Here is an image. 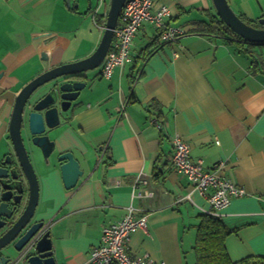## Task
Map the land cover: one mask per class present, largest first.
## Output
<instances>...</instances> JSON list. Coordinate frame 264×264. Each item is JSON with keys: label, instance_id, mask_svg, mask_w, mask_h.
Returning <instances> with one entry per match:
<instances>
[{"label": "crops", "instance_id": "obj_1", "mask_svg": "<svg viewBox=\"0 0 264 264\" xmlns=\"http://www.w3.org/2000/svg\"><path fill=\"white\" fill-rule=\"evenodd\" d=\"M73 1L69 7V0H0V165L14 154L10 123L22 88L49 68L90 56L101 42L110 3L102 11L103 0ZM228 1L238 15L264 17V0ZM156 2L171 9L167 26L185 33L162 42L163 29L146 22L131 62L110 78L101 66L88 71L81 104L50 132L56 149L49 163L35 162L36 220L49 223L57 264H90L104 227L119 222L131 204L149 214L148 227L132 234V256L197 264L194 245L204 213L236 230L226 239L232 260L264 256V74L253 73L247 53L264 59V43L227 40L203 28V11L215 10L213 0ZM46 44L48 60L42 56ZM176 135L189 143L192 160L206 169L223 162L218 174L248 194L214 209L174 167ZM67 151L84 171L72 189L56 160ZM139 173L154 197L133 199ZM2 192L0 184V199Z\"/></svg>", "mask_w": 264, "mask_h": 264}, {"label": "water", "instance_id": "obj_2", "mask_svg": "<svg viewBox=\"0 0 264 264\" xmlns=\"http://www.w3.org/2000/svg\"><path fill=\"white\" fill-rule=\"evenodd\" d=\"M127 0H111L105 31L97 49L88 57L57 65L29 81L17 95L10 123L14 154L0 165V264H57L49 223L36 220L40 196L38 175L24 143L26 129L31 141L40 147L47 163L56 142L50 132L59 127L67 114L78 107L88 89L87 72L99 68L114 39ZM69 0V7H73ZM223 21L245 40L264 43V28L247 24L228 0H213ZM264 22V19H261ZM46 44L42 51L48 60ZM5 71H0V80ZM67 189L76 187L84 174L80 161L71 151L56 158Z\"/></svg>", "mask_w": 264, "mask_h": 264}, {"label": "built area", "instance_id": "obj_3", "mask_svg": "<svg viewBox=\"0 0 264 264\" xmlns=\"http://www.w3.org/2000/svg\"><path fill=\"white\" fill-rule=\"evenodd\" d=\"M170 14V7L160 5L156 0H127L114 30L111 48L101 65V75L104 78H110L115 68L133 60L134 39L146 22L163 29L160 34L162 42L174 41L181 37L185 33L182 28L166 24ZM156 123L158 127H161L158 121ZM173 145L174 167L188 178L194 191L209 199L214 209L225 208L234 198L248 194L245 187L229 177L218 174L224 165L223 162L216 163L211 169H206L203 161L191 159L190 145L182 136H174ZM147 185H149V179L143 173H139L133 185V199L154 197L155 193L151 188L144 190ZM148 218L149 214L143 209L134 204L129 205L119 222L104 227L100 243L90 252V264H164L156 261L147 253L132 256L128 252L132 234L139 229H146Z\"/></svg>", "mask_w": 264, "mask_h": 264}, {"label": "trees", "instance_id": "obj_4", "mask_svg": "<svg viewBox=\"0 0 264 264\" xmlns=\"http://www.w3.org/2000/svg\"><path fill=\"white\" fill-rule=\"evenodd\" d=\"M203 14L208 20L200 24L203 28L208 29V32L218 33L227 40H238L248 45H260L259 43L245 40L233 31L223 21L216 9L214 11L204 10ZM239 16L249 25L256 28H264V22H261V19H264V17L259 20H250L241 15ZM247 53L251 59L253 73L264 74V59L262 54L252 50H249ZM199 219L194 245L197 264H264V256L260 255H249L238 261L232 260L226 247V239L236 230L229 228L224 220L214 213H204L199 216Z\"/></svg>", "mask_w": 264, "mask_h": 264}, {"label": "rangeland", "instance_id": "obj_5", "mask_svg": "<svg viewBox=\"0 0 264 264\" xmlns=\"http://www.w3.org/2000/svg\"><path fill=\"white\" fill-rule=\"evenodd\" d=\"M85 1L88 2V0H84L83 2H85ZM93 1L96 3V0H93ZM110 1L111 0H103L104 5L102 7V11L105 10V8L108 6V4L110 3ZM77 3H79V2H77ZM71 25L72 24H69V26H71ZM97 69H99V68H97ZM23 138H24V143H25V146H26L27 151L29 153L31 162H32L33 167H34V169L36 171L35 162L38 163L39 161H46L45 156H44V153H43V151H42V149L40 147L36 146L31 141L30 135L28 134V132H27L26 129L23 130Z\"/></svg>", "mask_w": 264, "mask_h": 264}]
</instances>
